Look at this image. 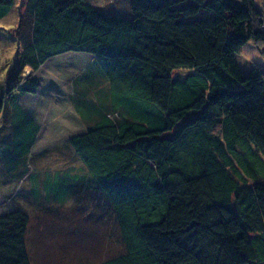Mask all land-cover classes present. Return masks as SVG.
<instances>
[{
    "label": "trees",
    "instance_id": "16d2710c",
    "mask_svg": "<svg viewBox=\"0 0 264 264\" xmlns=\"http://www.w3.org/2000/svg\"><path fill=\"white\" fill-rule=\"evenodd\" d=\"M14 43L1 67V197L28 180V204H60L87 183L118 234L101 264H264V66L237 60L264 49L257 0H0V45ZM65 55L89 58L64 75L83 130L59 147L86 176L58 168L46 195L49 173L40 185L27 161L50 150L34 152L43 126L22 101L40 79L23 74ZM31 218L0 213V264H32ZM64 253L60 264L78 260Z\"/></svg>",
    "mask_w": 264,
    "mask_h": 264
},
{
    "label": "rangeland",
    "instance_id": "374dc122",
    "mask_svg": "<svg viewBox=\"0 0 264 264\" xmlns=\"http://www.w3.org/2000/svg\"><path fill=\"white\" fill-rule=\"evenodd\" d=\"M93 1H95V3H102L104 0ZM257 3L264 17V0H257ZM262 48H264V45ZM244 53L245 54L237 55L238 63L243 69L250 66V61L252 60L264 66V49L259 50L256 44H251L247 46ZM62 57V61L64 62L61 64L62 66L59 67L61 70L63 67V72L61 74L53 72L54 70L49 71L48 69V71H46V73L51 72L54 76L58 77L61 86L55 84L53 88L52 83H54L56 79L52 76H46L49 77L50 80H46V82L43 83L39 97H34L31 100L34 104H30V109L35 116L39 117L38 119L43 126L42 132H40L38 136L37 146L34 152L38 153L43 149L50 151H47V153L49 152L47 158L34 157L35 163L32 160L34 154H31L27 163L30 164L29 166L32 168L31 172H33V170L38 173L40 172V176L38 177V183L40 185L45 182L41 175H44L43 173L45 172L49 173V176H47L46 173L44 176L50 184L46 186L44 183L45 186L43 191L46 195H48L49 190L55 193L60 190L57 184V176L60 177L58 168H69L74 176L80 174V178L86 176L85 170L71 146L69 145L68 147L66 145V147H68L65 149L66 151L59 149V147L66 144L73 134L83 130L78 114L69 99V93L67 95L62 93L67 91L65 85L66 80L63 79V76L73 73L72 71L80 72L86 65L81 66L77 62L84 61L83 59L88 61L89 58L86 55H83L82 59L78 60L75 59L73 55ZM54 61L59 62L56 59ZM31 76L39 78L38 74L34 75L28 72L23 74V77L26 79ZM46 77H43V79ZM35 105L38 107H35ZM51 171L53 173L52 175ZM63 171L65 173V170ZM73 180L74 178L70 179V182ZM27 181L28 180L24 182L25 184L23 187V182L21 183L13 198L10 194H7L8 197L11 198L10 202L0 196V213L19 207L20 209H25L26 212L31 215V224L29 225L26 241L29 253L32 257V264H42V261L46 263V260H48L46 256H49L51 258L50 260L53 262L54 259L55 261L58 260L52 264H60L61 260H59V257L62 252H65L64 255H66L67 259L73 258L76 255L78 260L74 259V264H77V261L78 264L81 263L82 258L87 254H90L91 257V262L89 264H101V260L108 257L106 256L104 258V253L111 255L113 252L120 251V249L118 250V234L115 233V237L109 235V232L111 230L114 232L115 228V225L112 223V218L103 217L105 213L104 207L96 201V194L90 187L87 188V183L80 180L73 184L74 188H72L73 192L70 201H67V195H62L60 191V204L51 201L52 204H49V199L47 197H44L43 194L38 196L39 193L35 191V195L38 196V203L42 202L43 204L38 206V203L35 205L28 204L27 191L29 190L28 187L30 184ZM27 184L29 185L27 186ZM17 185V180H12L6 184L7 188H10V192L12 193L17 188ZM113 249L116 250L113 251ZM71 254H74L73 257H71ZM92 255L97 256L92 257ZM64 264L70 263L65 262Z\"/></svg>",
    "mask_w": 264,
    "mask_h": 264
},
{
    "label": "crops",
    "instance_id": "0c3cea01",
    "mask_svg": "<svg viewBox=\"0 0 264 264\" xmlns=\"http://www.w3.org/2000/svg\"><path fill=\"white\" fill-rule=\"evenodd\" d=\"M13 22H16L15 20H4V26H6V27H9V24H13ZM14 46H15V43L10 47V48H7V47H2L1 45H0V87H1V85H2V78H3V76H2V70H1V67H2V62H3V59H4V56H15L14 55V51H15V48H14ZM4 48H7V49H10V50H6L5 51V49ZM65 56H72V55H65ZM74 57H76V56H74ZM77 57H80V56H77ZM55 59H52V60H50L49 61V63H47V65H46V68H44V69H42V70H40V71H38V72H34V70H32L30 67H28L27 69H26V72H28V73H33L34 75H36V74H38L39 75V79H40V89H42V86H43V83H45L46 82V80H50L49 79V77H46V76H52L53 78H55L56 79V81L54 82V83H52V87L54 88L55 87V84H59V86H61V83H59V81H60V79L58 78V77H56V76H54L51 72H49V73H46V71H48V68H49V65H53L54 67H52V68H49V71H51V70H54L53 72H55V73H57V74H61L62 72H63V67H62V70H61V68H59V67H61L62 65L61 64H63V62H61V61H59L58 59H56V60H58L59 62H56V61H54ZM48 66V67H47ZM31 70V71H30ZM56 70V71H55ZM72 72H74V71H72ZM36 77V76H35ZM43 77H46L45 79H43ZM38 78V77H37ZM63 79H64V76H63ZM64 82H65V80H64ZM65 85H66V82H65ZM66 87H67V85H66ZM41 91L39 90V93H40ZM39 93H38V95H36V96H31V95H26V96H24V98H23V103H25V105L27 106V107H30V104H34V102H32L31 100L34 98V97H39ZM62 93H64L65 95H67V92H62ZM0 98H1V92H0ZM35 107H38V106H36L35 105ZM32 109H34L33 107H31Z\"/></svg>",
    "mask_w": 264,
    "mask_h": 264
}]
</instances>
